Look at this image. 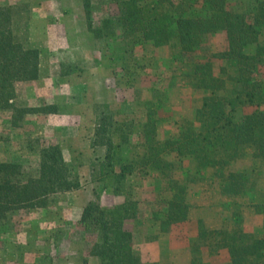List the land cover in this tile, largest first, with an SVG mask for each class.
<instances>
[{
	"label": "trees",
	"instance_id": "trees-1",
	"mask_svg": "<svg viewBox=\"0 0 264 264\" xmlns=\"http://www.w3.org/2000/svg\"><path fill=\"white\" fill-rule=\"evenodd\" d=\"M109 1L118 5L117 13L96 23L94 0H82L87 27L96 38L110 36L119 27L131 42L171 46L174 61L187 68L182 77L204 92L201 105L181 121L174 137H159L161 117L153 101L146 102L142 123L117 120L113 114L97 119L93 143L105 147L106 161L99 179L109 178L115 193L122 194L136 172L161 175L170 197L155 201L151 217L159 233H167L189 220V186L209 173L221 195L240 197L254 187L246 171L231 167L247 148L264 161V0H239L238 6L228 0ZM22 7L0 5V112L13 128L21 127L29 114L58 111L57 104H18V83L37 80L42 59L41 48L31 43L30 19L23 16L27 6ZM219 33L225 38L223 47L210 50V38ZM71 72L63 67L60 75ZM246 109L251 111L242 112ZM135 135L138 142L133 141ZM38 153L31 172L22 162L0 160V227L16 213L47 209L53 196L81 187L79 165L68 160L60 142L42 145ZM177 171L182 178L175 177ZM256 205L263 207L264 202ZM141 207V200L132 196L113 206L87 203L74 228L85 244L83 264L92 256L101 264H143L134 233L126 227L128 220L139 219ZM232 215V228H210L198 219L191 264H207L201 257L204 248L210 255L227 249L230 264H264V231L256 236L244 229L238 210Z\"/></svg>",
	"mask_w": 264,
	"mask_h": 264
},
{
	"label": "rangeland",
	"instance_id": "rangeland-1",
	"mask_svg": "<svg viewBox=\"0 0 264 264\" xmlns=\"http://www.w3.org/2000/svg\"><path fill=\"white\" fill-rule=\"evenodd\" d=\"M36 1L0 0V5L27 6L23 16L30 19L31 43L42 51L40 77L18 83L17 101L29 106L57 104L58 111L29 114L18 128L10 126L7 114L0 112V160L22 162L31 172L37 164L40 147L60 142L68 160L79 165L81 187L53 196L47 209H36L26 215L16 213L1 226L0 264H83L85 244L74 233L79 219L73 221L63 216L70 210L75 217L89 202L113 206L123 202L126 196L139 199L142 204L139 219L128 220L126 227L134 233L143 264H173L175 254L168 244L173 240L181 248L184 244L191 247L196 238L192 233H198L196 219L201 215L210 228H232L235 225L232 213L238 210L244 229L260 236L264 231V206L256 204L264 202V161L254 156L253 148H247L244 157L231 168L246 171L254 187L240 197L221 195L209 173L205 180L189 186L194 223L188 220L175 224L167 233H159L151 217L155 201L170 197L168 183L161 175L154 170L136 172L129 177L122 194L115 193L109 178L99 179L106 164L105 147L94 144L93 140L101 115L113 114L117 120L134 118L142 123L146 119V102L153 101L161 117L159 137L166 139L178 134L184 118L193 116L204 92L193 89L182 77L183 69L187 68L174 61L171 46L131 42L121 35L119 27L110 36L96 38L87 27L84 9L81 15L78 1L70 6L73 12L69 15L63 12L60 0ZM228 2L239 5V0ZM117 11L118 5L110 4L109 0H94L96 23ZM58 23L69 30L66 32L62 26L56 34ZM209 42L210 50L220 49L225 43L224 35L216 34ZM63 67L73 72L60 75ZM260 73L264 77V65ZM248 111L251 109L242 110ZM138 140L135 135L133 141ZM169 158L175 159L174 155ZM174 175L183 177L181 171ZM159 237L165 247L153 254V249H148L145 243ZM201 257L207 264H230L227 249L210 255L208 248H204ZM88 261V264H101L95 256Z\"/></svg>",
	"mask_w": 264,
	"mask_h": 264
},
{
	"label": "crops",
	"instance_id": "crops-1",
	"mask_svg": "<svg viewBox=\"0 0 264 264\" xmlns=\"http://www.w3.org/2000/svg\"><path fill=\"white\" fill-rule=\"evenodd\" d=\"M41 1L42 0H38L35 3H38ZM60 1H62V4L64 5L63 12L66 15H69L71 12H73V8H71L70 6H72L74 3L76 4V2L78 1L80 4V7L82 9L81 15H83V4H82L81 0H60ZM57 25H60V26L55 28L56 30L54 32L56 34L60 33L59 30L62 26L64 27L63 23L62 24L58 23ZM63 30H66V32H67L69 29L67 27L65 29V27H64ZM67 39H68V37H67ZM83 207H84V205L80 208V210L77 214L75 213V217H73V215L70 213V210L63 217H66L68 219H70V217H71V219H73V221H78V219L80 220V218H81ZM201 209H203V208H201ZM192 210H193V207H192L191 212H190L189 221L192 220L191 223H194V218L192 216ZM199 218H204V216L201 215L196 220L198 221ZM192 234L195 235V237L197 236V233H195V232H193ZM161 237L153 239V240H149L147 243H145L148 249H150V250L153 249L152 250L153 254L158 253L159 248L161 249V248L165 247V244L163 242H161ZM168 246H169V249L171 250V252L173 254H175L172 257V259H174L173 264H175V260H176V264H180V263L191 264L192 253H191V247L189 245L184 244V247L181 248V246L179 244L173 242V240H172V242L169 243ZM170 264H172V262Z\"/></svg>",
	"mask_w": 264,
	"mask_h": 264
}]
</instances>
